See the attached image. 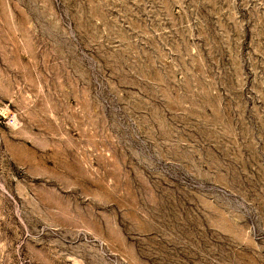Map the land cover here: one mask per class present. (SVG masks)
<instances>
[{
	"label": "rangeland",
	"instance_id": "rangeland-1",
	"mask_svg": "<svg viewBox=\"0 0 264 264\" xmlns=\"http://www.w3.org/2000/svg\"><path fill=\"white\" fill-rule=\"evenodd\" d=\"M0 264H264V0H0Z\"/></svg>",
	"mask_w": 264,
	"mask_h": 264
}]
</instances>
